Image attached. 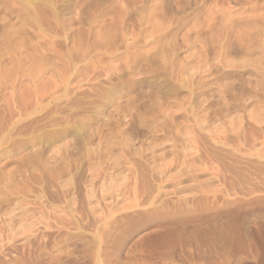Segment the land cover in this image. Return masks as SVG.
<instances>
[{"label":"rangeland","instance_id":"1","mask_svg":"<svg viewBox=\"0 0 264 264\" xmlns=\"http://www.w3.org/2000/svg\"><path fill=\"white\" fill-rule=\"evenodd\" d=\"M0 264H264V0H0Z\"/></svg>","mask_w":264,"mask_h":264}]
</instances>
